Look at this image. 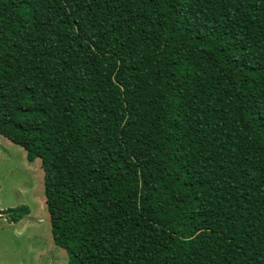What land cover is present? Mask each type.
Instances as JSON below:
<instances>
[{"label": "trees", "instance_id": "trees-1", "mask_svg": "<svg viewBox=\"0 0 264 264\" xmlns=\"http://www.w3.org/2000/svg\"><path fill=\"white\" fill-rule=\"evenodd\" d=\"M0 136L67 264H264V0H0Z\"/></svg>", "mask_w": 264, "mask_h": 264}, {"label": "rangeland", "instance_id": "rangeland-1", "mask_svg": "<svg viewBox=\"0 0 264 264\" xmlns=\"http://www.w3.org/2000/svg\"><path fill=\"white\" fill-rule=\"evenodd\" d=\"M19 206L29 209L20 222L0 217V264H67L51 238L40 162H28L22 148L0 136V211Z\"/></svg>", "mask_w": 264, "mask_h": 264}, {"label": "clouds", "instance_id": "clouds-1", "mask_svg": "<svg viewBox=\"0 0 264 264\" xmlns=\"http://www.w3.org/2000/svg\"><path fill=\"white\" fill-rule=\"evenodd\" d=\"M20 221H21V220H20ZM20 221H19V222H20Z\"/></svg>", "mask_w": 264, "mask_h": 264}]
</instances>
